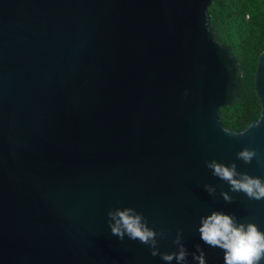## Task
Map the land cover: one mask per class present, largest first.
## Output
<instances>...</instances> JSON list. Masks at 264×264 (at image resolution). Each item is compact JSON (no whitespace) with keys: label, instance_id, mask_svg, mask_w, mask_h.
I'll list each match as a JSON object with an SVG mask.
<instances>
[{"label":"water","instance_id":"water-1","mask_svg":"<svg viewBox=\"0 0 264 264\" xmlns=\"http://www.w3.org/2000/svg\"><path fill=\"white\" fill-rule=\"evenodd\" d=\"M212 1L0 0V264H166L111 233L117 208L168 233L161 253L182 232L187 264L197 244L224 264L200 240L201 216L264 231V199L229 192L205 164L264 179V50L260 115L228 129L219 112L242 73L210 26ZM244 148L257 152L250 164L236 158Z\"/></svg>","mask_w":264,"mask_h":264},{"label":"clouds","instance_id":"clouds-1","mask_svg":"<svg viewBox=\"0 0 264 264\" xmlns=\"http://www.w3.org/2000/svg\"><path fill=\"white\" fill-rule=\"evenodd\" d=\"M236 158L250 164L257 158V152L255 149L244 148L237 152ZM205 164L215 177L229 185V192H242L250 200L264 199V179L237 171L235 162L225 165L213 159L205 161ZM204 188L209 195H215L216 190L212 185L205 184ZM229 192H221L226 203H232L234 199ZM107 216L110 218L111 233L121 241L125 236L130 240H138L141 244L149 246L153 257L159 255L166 264H171L173 260L177 264H187L189 252L182 243V232L178 231L173 240L178 251L161 253L157 247V237L166 239L168 233L163 230L157 232L149 227L142 213H137L134 208L125 207L122 210L119 208L115 211L110 210ZM198 232L200 240L206 245L223 251L224 264H261L264 261V231L255 223L238 222L234 215L213 211L211 215L201 216ZM195 249L196 252L191 253L193 260L198 264H206L204 250L199 244L195 245Z\"/></svg>","mask_w":264,"mask_h":264},{"label":"trees","instance_id":"trees-1","mask_svg":"<svg viewBox=\"0 0 264 264\" xmlns=\"http://www.w3.org/2000/svg\"><path fill=\"white\" fill-rule=\"evenodd\" d=\"M208 13L216 39L232 48L242 73L239 99L219 112L226 128L239 131L260 115L254 71L264 50V0H213Z\"/></svg>","mask_w":264,"mask_h":264}]
</instances>
